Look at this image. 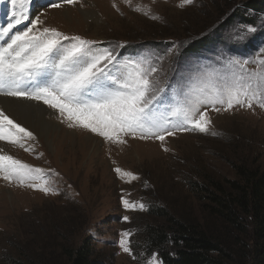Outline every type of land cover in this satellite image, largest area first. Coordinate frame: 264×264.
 I'll return each mask as SVG.
<instances>
[{
    "label": "rangeland",
    "instance_id": "obj_1",
    "mask_svg": "<svg viewBox=\"0 0 264 264\" xmlns=\"http://www.w3.org/2000/svg\"><path fill=\"white\" fill-rule=\"evenodd\" d=\"M226 1L194 0L192 5L180 9L176 7L178 0H132L133 7L146 6L150 15L159 17L157 20L133 11L123 0H81L83 7H43L32 16L39 14L45 26L96 41L101 47L123 43L125 47L119 52L127 57L162 53L173 42L180 43L177 39L188 27L205 30V25L220 21L219 12ZM232 1V9L240 6L241 10L247 3ZM41 3L46 4L47 0ZM253 14L248 11L245 16L259 24L264 13ZM59 15L64 17L63 22H59ZM9 18L10 12L5 16L0 5V24L6 26ZM240 24L243 23L236 19L220 28L217 22L206 31L212 36L200 52L182 53L180 49L178 57L164 63L161 83L165 77L176 83L173 69H184L191 58L206 62L222 50L226 55L254 58L259 47L264 46V30L256 34L251 45H231L227 34ZM127 46H136V50L128 51ZM208 111L210 130L217 135L198 131L177 133L166 140L169 152H164L157 140L126 138V144L111 145L100 137L69 129L47 113L43 119L32 113L35 120L51 122L50 138L44 141L42 135L36 134L37 140L32 142L34 153L18 147L5 148L24 163L54 170L55 175L50 173L48 179L58 194L45 195L0 179V264H63L61 249L85 239L90 240L91 248L105 264H148L155 252L147 244L146 234L152 226L164 223L161 215H156L158 210L175 218L198 215L192 183L234 180L240 165L264 168V111ZM39 153L43 156L37 159ZM116 167L132 172L138 179L124 182L115 173ZM121 197L142 202L147 210H126ZM125 231L131 233L129 247L135 259L120 248L121 233Z\"/></svg>",
    "mask_w": 264,
    "mask_h": 264
},
{
    "label": "snow or ice",
    "instance_id": "obj_2",
    "mask_svg": "<svg viewBox=\"0 0 264 264\" xmlns=\"http://www.w3.org/2000/svg\"><path fill=\"white\" fill-rule=\"evenodd\" d=\"M123 3L133 7L132 0ZM193 3L178 0L176 7L184 9ZM0 5L5 16L10 12L6 26L0 24V97L21 102V108L35 111L40 119L47 113L67 128L100 137L111 145L126 144V138L157 140L162 150L169 152L166 140L177 133L217 135L209 127V109L216 113L235 108L264 111V46L254 58L226 55L223 50L206 62L191 58L184 69H173L176 83L167 77L161 83L164 63L178 57L185 42H173L162 53L122 57L119 49L125 47L123 43L101 47L96 41L45 26L39 14L32 16L43 7H83L81 0H47L46 4L41 0H0ZM112 6L120 11L116 3ZM133 11L159 19L150 15L146 6L137 5ZM261 30L264 16L259 24L237 25L226 40L231 45H251ZM36 140L32 131L0 107V179L57 195L58 189L48 179L50 173L55 175L54 170L24 163L5 148L34 153L32 142ZM42 156L39 153L36 158ZM114 171L126 183L138 179L119 167ZM121 203L126 210H147L142 202L121 197ZM123 219L127 221L128 217ZM130 235L121 233L119 245L135 259L129 247ZM148 264L162 262L153 253Z\"/></svg>",
    "mask_w": 264,
    "mask_h": 264
},
{
    "label": "trees",
    "instance_id": "obj_3",
    "mask_svg": "<svg viewBox=\"0 0 264 264\" xmlns=\"http://www.w3.org/2000/svg\"><path fill=\"white\" fill-rule=\"evenodd\" d=\"M227 1L219 12L220 28L236 19L255 24L246 12L264 13V0H247L241 10L240 6L232 9L234 1ZM215 23L204 24L205 30L188 27L180 39L171 38L185 42L182 53L200 52L212 36L206 31ZM126 48L136 50V46ZM191 185L198 215L175 218L158 210L156 215L164 223L152 226L146 234L147 244L162 264H264V168L240 165L234 180L207 179ZM61 255L63 264L106 263L88 239L63 247Z\"/></svg>",
    "mask_w": 264,
    "mask_h": 264
},
{
    "label": "bare ground",
    "instance_id": "obj_4",
    "mask_svg": "<svg viewBox=\"0 0 264 264\" xmlns=\"http://www.w3.org/2000/svg\"><path fill=\"white\" fill-rule=\"evenodd\" d=\"M58 18H60L58 19L59 22H63L64 17L59 15ZM16 103L21 104V102L10 101L7 98L0 97V107H3L5 110H7L14 119H16L22 125L26 126L30 131L34 133V135L39 134V137H41L42 135L44 137V141H47L48 138H50V134H48V131L49 129H52V125H50L51 122H49L48 124V122L46 123L43 121L35 120V116L33 115L37 114L35 111H29L26 108H21V106Z\"/></svg>",
    "mask_w": 264,
    "mask_h": 264
}]
</instances>
